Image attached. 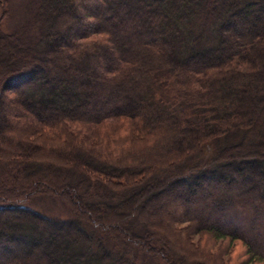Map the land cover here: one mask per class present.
I'll list each match as a JSON object with an SVG mask.
<instances>
[{
  "label": "trees",
  "instance_id": "trees-1",
  "mask_svg": "<svg viewBox=\"0 0 264 264\" xmlns=\"http://www.w3.org/2000/svg\"><path fill=\"white\" fill-rule=\"evenodd\" d=\"M8 8L0 164L37 185H0V264H264V0H30L6 32Z\"/></svg>",
  "mask_w": 264,
  "mask_h": 264
},
{
  "label": "rangeland",
  "instance_id": "rangeland-1",
  "mask_svg": "<svg viewBox=\"0 0 264 264\" xmlns=\"http://www.w3.org/2000/svg\"><path fill=\"white\" fill-rule=\"evenodd\" d=\"M72 6H69L67 12H70ZM30 9V0H9V13H8V17H6L7 19L5 20L4 23V31L9 32L12 31L14 29H18L19 27H21L25 22H29L31 20V15L32 13L29 11ZM81 13L85 14V12L81 11ZM71 16V15H70ZM74 18V17H73ZM71 18V20L73 19ZM0 51H3V49L0 47ZM71 52L70 49L66 52ZM55 53V52H54ZM64 53V54H66ZM57 55V53H55ZM59 55V60H61V62H66L68 61V59L66 58V55ZM95 68H98L97 65L93 66ZM91 93L93 94V92L91 91ZM1 114V113H0ZM4 120L0 118V127H2V125H4ZM2 134V133H0ZM1 140V139H0ZM253 140H259V137L254 136ZM209 157V151L206 150V153H204L203 157H202V163L205 162L207 160V158ZM66 159L65 157H63L62 161H58V162H53V161H46V168L48 171H51L52 173H54V175L56 176H61L65 170H64V166L66 165L65 162ZM200 160L198 161V163H201ZM43 170V169H42ZM21 180H23L24 182H29L32 185H37L35 184L34 179H30L28 177H26V175L21 174V172L19 170L14 171V169L10 168L8 165H3L0 164V185L4 184V186L6 187H13L16 188L17 186L19 187V183L21 182ZM44 182V181H43ZM240 184H243V186L245 185H250L251 182L249 181L248 183H244L243 181L239 182ZM39 184V183H38ZM81 192V191H78ZM194 199V198H193ZM173 203L172 202H162L160 199H158L155 202H152L148 205L147 207V212L151 215L154 216H162L164 210L168 209L170 206H172ZM30 206L36 210H38L39 212L46 214V215H50V216H61L64 217L68 211H67V207L57 198H53L50 196H44L41 195L40 197L35 198L31 203ZM181 207V205H180ZM183 207V206H182ZM119 210L115 211L116 215H119V213L121 212V208H118ZM183 211H181L182 213ZM122 224H129L134 226L135 221L132 218H129L128 220L121 222L119 225L120 227L122 226ZM154 229L151 227V230ZM157 229V228H156ZM157 238V236H156ZM159 239V238H158ZM257 242H261V240H257ZM155 245H159V243L157 241L153 242ZM135 253V258H136V264H166L164 261H162L159 257L156 258H149L148 255L144 254V253H137L136 251H134Z\"/></svg>",
  "mask_w": 264,
  "mask_h": 264
}]
</instances>
